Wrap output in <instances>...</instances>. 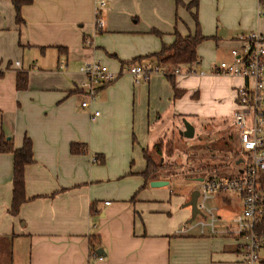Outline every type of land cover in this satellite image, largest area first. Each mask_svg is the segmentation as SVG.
Here are the masks:
<instances>
[{"label": "crops", "instance_id": "crops-1", "mask_svg": "<svg viewBox=\"0 0 264 264\" xmlns=\"http://www.w3.org/2000/svg\"><path fill=\"white\" fill-rule=\"evenodd\" d=\"M192 1L113 0L102 10L104 25L98 28L97 0H34L22 8L21 24L12 1L0 0V69L5 71L0 78V147L2 136L15 148L28 137L35 158L25 168L29 199L13 215L14 156L0 149V251L11 242L19 256L27 251L28 264L242 263V241L226 233L242 211L240 195L210 199L220 210L212 233L193 224L190 211H176L172 190L150 189L154 180L170 184L171 179L156 176L147 184L142 174L145 153L167 139L166 131L157 132L166 121L181 130L184 119L194 124L196 89L213 88L225 105L235 106L239 78L210 72L176 76L184 94L175 98L165 75L153 74L136 84L132 75L121 74L99 89L89 107L82 106L88 98L87 76L81 71L86 62L100 61L114 72L122 69V61L137 57L142 65H154L145 57L172 44L176 30L184 36L196 32L186 7ZM262 9L260 0H198L197 13L203 34L216 35L217 45L226 46L248 29L264 34L257 18L262 19ZM112 53L121 59L111 58ZM25 70L28 84L19 89L18 73ZM96 111L100 115L92 119ZM72 144L86 148L73 153ZM101 156L104 163L98 161ZM214 174L221 176L211 168L191 181L198 187Z\"/></svg>", "mask_w": 264, "mask_h": 264}, {"label": "built area", "instance_id": "built-area-1", "mask_svg": "<svg viewBox=\"0 0 264 264\" xmlns=\"http://www.w3.org/2000/svg\"><path fill=\"white\" fill-rule=\"evenodd\" d=\"M111 1L97 0L98 28L104 25L101 12ZM230 54L231 60L215 65L213 73L242 81L235 87L236 108L233 115L240 147L230 155L238 171L230 177L214 174L199 182L197 189L200 196L197 204L205 214L199 225L202 230L209 227L212 233H216L218 208L210 207L208 201L218 194L232 192L240 195L242 211L235 219V228L227 229L226 233L237 237L244 245L245 255L241 264H261L264 236L256 234L254 228L264 216V34L258 31L239 35ZM197 69V66L184 65L176 68L174 74L199 77L206 74ZM81 71L87 76L85 88L88 98L82 103L83 107H89L96 101L99 89L115 81L123 72L132 75L136 84L149 80L153 74H167L158 65L146 66L140 63H132L120 72H113L100 61L86 62ZM99 115L100 111H96L92 119ZM239 159L241 161L237 164Z\"/></svg>", "mask_w": 264, "mask_h": 264}, {"label": "rangeland", "instance_id": "rangeland-1", "mask_svg": "<svg viewBox=\"0 0 264 264\" xmlns=\"http://www.w3.org/2000/svg\"><path fill=\"white\" fill-rule=\"evenodd\" d=\"M263 10L264 9L261 11L262 19H260L259 14L257 16L261 23L262 32H264ZM258 31L257 28L248 29V32L244 34ZM150 33L157 36L161 35L156 32ZM207 37V40L200 44V47L202 46L201 54L198 52V55L200 59H202V63L200 67L198 66L197 70L198 72L203 71L206 74L210 72L214 75L213 68L215 65H219L223 61L229 62L231 60L230 51L231 47L235 44L218 46L216 35ZM109 56L111 58L121 59L114 53L109 54ZM132 60L133 59H131V61ZM124 63L125 64H122L123 67L129 65L127 64L129 61H124ZM209 64H212L211 69H208ZM117 72H120V70ZM125 74L127 75L129 73L123 72V75ZM178 76L190 77L184 74ZM190 79L194 78L191 77ZM196 81L197 80H195L194 83ZM231 83L232 82L229 80L230 86ZM196 91L199 93L198 109L194 115L190 116L196 129L195 136L192 138L184 137L180 133L181 129H179V125L176 124L175 127H172V123L166 121L164 130L157 131L167 132V139L160 140L162 149L161 154L157 153L155 149L150 152L151 154L149 153L153 159L163 165V169L159 171L157 176L171 179L169 185L163 187L152 186L150 189L172 190V193L169 192V195L174 199V208L178 209L176 211H190L191 215L192 208L190 206L183 207L182 205L183 203L185 204V200L189 198V196L187 197L188 193L197 188V181H191V179L195 176L197 177L199 174H205L208 170H211V168H215V171H219L221 176L237 173V165L230 155L233 153V150L240 147L238 131L236 130L233 116L236 105L234 106V104H231L229 106L227 102L225 105L223 98H220L217 93H214L213 88L200 86ZM145 115H147V108L145 109ZM172 128L174 129L172 130ZM197 159L200 161L198 162ZM208 205L213 208L215 207L214 202L210 200L208 201ZM217 212L219 213L220 210ZM202 220V217L199 215L196 219L192 220V223L198 225ZM198 228L200 229L199 225ZM233 228H235V225H233ZM10 244L11 242L6 248L2 245V251H0V264H28L27 251H25L22 256H19L16 248Z\"/></svg>", "mask_w": 264, "mask_h": 264}, {"label": "trees", "instance_id": "trees-1", "mask_svg": "<svg viewBox=\"0 0 264 264\" xmlns=\"http://www.w3.org/2000/svg\"><path fill=\"white\" fill-rule=\"evenodd\" d=\"M16 11V21L18 24L23 23L24 19L22 17V8L25 5L33 3L34 0H11ZM264 6V0H260ZM181 4V0H178ZM187 9L191 12V15L196 23V32L189 35H182L178 30L175 31V40L172 44H164L162 48L155 53L147 55V59H153L154 65H158L166 70V77L171 81L175 92V98H180L184 91L179 89L176 84V75L174 70L180 66H199L201 63L200 57L198 55V48L202 42L207 40L201 29L200 22L198 19V0H193L191 3L186 5ZM160 34L157 31H154ZM141 58L137 57L127 64L140 63ZM151 61V63H152ZM122 64H125L122 62ZM153 66V65H152ZM5 74V71L0 69V78ZM28 84V70L20 71L17 77V86L19 89H24ZM110 84V83H109ZM236 103V101H235ZM161 142L159 141L155 145V150L157 153L162 152ZM86 146H81L79 144H72L71 151L73 153H79L83 151ZM1 151L11 152L14 156V171H13V201L9 209V212L13 215L19 213L20 207L23 203L28 201L25 186V168L26 166L33 164L35 162L33 142L30 138L26 137L21 148H15L12 141L2 136L1 139ZM146 158V168L142 172L145 180L148 182L154 179L159 171L163 169V165L159 164L151 155L147 152L145 153ZM101 163L105 162V157L101 156ZM97 161V162H98ZM254 231L259 236H264V216L255 226ZM92 250L94 251L95 246L93 241L91 242Z\"/></svg>", "mask_w": 264, "mask_h": 264}, {"label": "water", "instance_id": "water-1", "mask_svg": "<svg viewBox=\"0 0 264 264\" xmlns=\"http://www.w3.org/2000/svg\"><path fill=\"white\" fill-rule=\"evenodd\" d=\"M183 122H184V129L180 131L181 135H183L186 138L194 137L196 134L195 126L187 119H184ZM240 161L241 159L237 161V164H239ZM168 184L169 181L166 180H154L151 182V185L155 187L166 186ZM199 196H200L199 190L195 189L192 193L190 201L187 203V205L192 208V220L195 219L198 214H201V210L199 209L197 204ZM101 251L102 249H98L97 253L100 255Z\"/></svg>", "mask_w": 264, "mask_h": 264}]
</instances>
